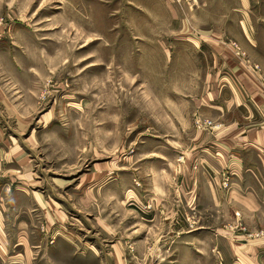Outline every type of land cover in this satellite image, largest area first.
<instances>
[{"label":"rangeland","instance_id":"rangeland-1","mask_svg":"<svg viewBox=\"0 0 264 264\" xmlns=\"http://www.w3.org/2000/svg\"><path fill=\"white\" fill-rule=\"evenodd\" d=\"M169 1L187 26L171 45L148 10L163 0H0V131L32 173L27 193L55 214L32 217L28 237L2 227L0 262L112 264L117 253L123 264H173L183 246L195 252V233L181 242L194 219H163L182 210L186 143L163 112L171 71H212L195 25L217 30L202 26L216 0L199 14L202 0ZM247 3L264 21V0ZM21 185L10 179L0 193Z\"/></svg>","mask_w":264,"mask_h":264},{"label":"crops","instance_id":"crops-1","mask_svg":"<svg viewBox=\"0 0 264 264\" xmlns=\"http://www.w3.org/2000/svg\"><path fill=\"white\" fill-rule=\"evenodd\" d=\"M214 3L217 14L211 20L205 19L202 26L217 30L202 32L199 22L195 25L199 32L196 39L202 41L201 46L211 56L212 71H171L177 82L164 103L165 121L175 125L178 132L174 137L179 135L186 143L176 165L180 171L179 199L174 202L182 210L167 213L163 219L176 220L179 215L182 220L195 221L194 231L181 228L182 243L188 241L185 235L195 233V252L183 246L170 261L264 264V235L254 236L264 231V21L251 20L247 0ZM151 4L148 10L159 12L158 19H163L166 43L177 42V35L182 42L187 26L177 7L169 0ZM207 9L208 3L202 0L196 13L208 12ZM226 37L231 40L225 42ZM232 41L242 48L248 63L233 55L229 47ZM249 64H256L259 71H252ZM196 120H207L217 127L197 129ZM7 139L0 131V183L17 179L24 187H17L11 197L0 193V229L3 227L4 232L7 226H15L18 232L14 233L28 237L33 229L32 217H47V224L55 214L41 197L27 193L26 188L33 182L32 173L26 163L18 162L19 154ZM223 174L228 177L227 188L221 185ZM8 216L10 220L1 221ZM0 243L1 249H6L1 231ZM0 264L32 263L23 258L20 262ZM112 264H123L117 253Z\"/></svg>","mask_w":264,"mask_h":264},{"label":"built area","instance_id":"built-area-1","mask_svg":"<svg viewBox=\"0 0 264 264\" xmlns=\"http://www.w3.org/2000/svg\"><path fill=\"white\" fill-rule=\"evenodd\" d=\"M229 47L233 53V55L239 59H242L244 62L248 63V61L245 59V55L244 53L240 50V48L236 45V43L233 42H229ZM249 68L252 71H259L258 66L256 64H249ZM261 84L264 87V80H261ZM194 126L197 129H211V128H215L217 127L216 125H212V123L210 121L207 120H196L194 121ZM228 177L226 174H223V179H222V187L223 188H227L228 186ZM264 235V231L263 232H258L256 235H254L255 237H260Z\"/></svg>","mask_w":264,"mask_h":264}]
</instances>
